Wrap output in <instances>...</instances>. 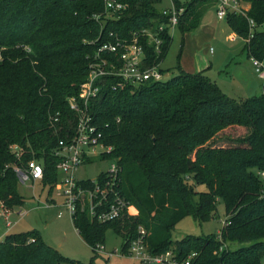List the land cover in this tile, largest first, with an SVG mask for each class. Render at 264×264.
Listing matches in <instances>:
<instances>
[{
    "label": "trees",
    "instance_id": "trees-1",
    "mask_svg": "<svg viewBox=\"0 0 264 264\" xmlns=\"http://www.w3.org/2000/svg\"><path fill=\"white\" fill-rule=\"evenodd\" d=\"M121 11L105 10L103 0H0V204L23 203L10 145L20 147L21 161L42 162L40 180L56 183L58 140L73 132L75 113L67 97L77 95L86 79L89 56L109 32H132L165 20L161 0H119ZM184 11L177 27L197 28L206 3L216 0H172ZM211 1V2H207ZM256 23L245 42L249 56L264 54V0H245ZM97 15V17H95ZM227 24L237 35L248 33L246 18L228 12ZM145 65L158 64L171 35L159 51L142 36ZM109 80L108 82H110ZM91 110L109 151L100 157L120 166L119 189L137 213L111 221L92 220L78 211L73 227L95 250L107 228L123 238L121 250L140 225L153 253L172 249L180 258L196 252L191 264H262L264 260V80L260 95L239 101L227 96L202 70L179 72L167 80H146L135 87L103 88ZM56 117V119H54ZM246 128L234 145L208 142L220 131ZM255 169V170H254ZM203 184L204 190H196ZM221 198L226 223L219 249L217 232L171 240L185 216L211 218ZM32 238V239H31ZM31 239V240H30ZM248 244L229 248L231 243ZM81 264L47 244L37 230L5 233L0 264Z\"/></svg>",
    "mask_w": 264,
    "mask_h": 264
},
{
    "label": "built area",
    "instance_id": "built-area-1",
    "mask_svg": "<svg viewBox=\"0 0 264 264\" xmlns=\"http://www.w3.org/2000/svg\"><path fill=\"white\" fill-rule=\"evenodd\" d=\"M169 1L170 5L161 9L165 16L164 21L132 32L127 38L109 32L89 56L87 76L80 83L77 95L67 97L68 106L75 113V118L71 136L59 139L58 148L55 150V154L60 156L56 169L62 175L60 185L56 188L57 195L61 199L58 206L63 207L58 209V217L66 212L74 219L78 211H84L92 220L103 222L118 219L125 214L137 213L134 206L120 193V166L116 161L109 159V166L93 179H78L75 177V171L80 164L109 151V146L104 143L103 131L90 106L98 98L99 92L103 88L122 89L127 86L132 88L146 80H161L164 72L158 68V64L145 65L144 43L141 37L144 36L147 42L154 46V50L159 51L164 38L171 35V31L177 27L179 17L184 11L183 6L177 7L172 0ZM103 4L105 10L121 11L126 7L119 0H103ZM248 9L249 3L245 0L215 1L218 18H225L228 12L238 13L246 18L248 33L243 37L245 42L250 40L256 28L255 20L247 13ZM249 58L255 73L264 80V54L262 57L251 55ZM109 80L111 81L108 82ZM10 149L18 159L13 167L18 181L31 180L34 183L43 178L44 167L41 161L32 158L23 162L20 158V147L11 144ZM261 173L264 174V171ZM42 204L55 205L56 201L49 198ZM0 207L1 215L8 227L12 221L8 219L6 213L11 209L2 204ZM25 212V209L18 210L19 214ZM225 223L226 218L222 219V226L217 231V239L221 241L220 250L227 246L221 235ZM146 236L145 228L139 225L136 236L128 241L121 254L135 257L139 264H191L196 256V252H191L186 257L180 258L172 249L153 253L147 247ZM97 250L103 252L104 246L96 244L95 251Z\"/></svg>",
    "mask_w": 264,
    "mask_h": 264
},
{
    "label": "rangeland",
    "instance_id": "rangeland-1",
    "mask_svg": "<svg viewBox=\"0 0 264 264\" xmlns=\"http://www.w3.org/2000/svg\"><path fill=\"white\" fill-rule=\"evenodd\" d=\"M184 1V0H181ZM211 2V1H207ZM215 2L206 3L196 29L182 31L175 27L171 31V40L158 68L164 73L161 80L165 81L179 72L187 71L182 65L184 58L191 59L202 69V73L229 97L239 101L250 96L260 95L262 92L261 79L254 71L252 62L245 50L244 38L232 31L225 18H218L215 12ZM245 6L244 3H241ZM170 5L169 0H161L157 7L162 9ZM264 29V25L260 27ZM212 48V51H210ZM191 72L200 71L194 66ZM189 70V69H188ZM246 128L224 129L217 133L208 142L213 146H227L237 144V137L245 134ZM110 160L99 156L92 157L82 163L75 171L78 179H93L97 174L109 166ZM255 170V169H254ZM61 173L57 170V180L53 187L42 181H18L17 189L23 197V203L9 210L6 215L12 223L7 227L0 207V237L5 233L37 230L43 240L56 248L62 255L79 261L81 264H139L138 260L127 254H121L123 238L112 228H107L104 234V251H95L88 245L73 228L72 218L64 212L56 216L60 197L57 195V186L60 185ZM264 192V174L258 173ZM196 190H204L203 184H196ZM52 198L55 205L45 206L42 203ZM25 209L24 214L18 210ZM134 211V210H132ZM225 218L224 205L221 198L216 201V208L206 221L198 222L192 216L180 219L171 231V240L175 241L184 235L200 236L216 233L222 226ZM5 231L4 234L1 232ZM247 242L231 243L229 248L246 245ZM111 253V254H109ZM77 264V263H75ZM264 264V260L262 262Z\"/></svg>",
    "mask_w": 264,
    "mask_h": 264
},
{
    "label": "crops",
    "instance_id": "crops-1",
    "mask_svg": "<svg viewBox=\"0 0 264 264\" xmlns=\"http://www.w3.org/2000/svg\"><path fill=\"white\" fill-rule=\"evenodd\" d=\"M213 6H215V4H213ZM202 18V17H201ZM184 61L182 62V65H184V67H186V69H187V72H191L192 70H194L195 68H194V66L195 67H199V69L198 70H202V69H205V68H200V66H198V64L197 63H195L194 64V62L191 60V59H188V58H184L183 59ZM189 69V70H188ZM192 69V70H191ZM134 210H136L137 211V209L134 207ZM58 211V210H57ZM56 216H57V212H56ZM74 228V227H73ZM75 229V228H74ZM76 230V229H75ZM76 232H77V230H76ZM1 233H5V231H3V232H1ZM78 233V232H77ZM79 235V234H78ZM80 236V235H79ZM81 237V236H80Z\"/></svg>",
    "mask_w": 264,
    "mask_h": 264
}]
</instances>
